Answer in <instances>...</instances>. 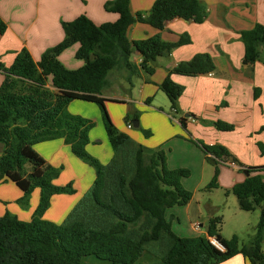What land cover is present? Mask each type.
Masks as SVG:
<instances>
[{
  "label": "trees",
  "instance_id": "obj_1",
  "mask_svg": "<svg viewBox=\"0 0 264 264\" xmlns=\"http://www.w3.org/2000/svg\"><path fill=\"white\" fill-rule=\"evenodd\" d=\"M104 8L117 13L118 20L97 25L81 15L71 22H62L64 40L45 51L40 61L36 62L26 48L17 54L11 66L0 61L4 74L0 86V181L14 182L24 192L21 199L24 204L36 188L40 189L39 204L31 221L10 213L0 217V264H88L85 259L90 256L99 260L94 264H136L147 250L165 264H221L236 255H243L251 264H264V178L259 174L264 166L243 168L249 175L231 189L241 210L261 211L249 244H241L238 235L231 239L222 237L223 219L214 216V210H210L207 236H178L167 211L192 200L193 193L182 184L190 171L170 169L165 151L148 153L143 145L119 131L102 96L114 72H123L126 81L132 84L133 54L141 57V69L151 77L158 58L168 57L175 49L191 43L188 35L174 43L164 41L160 35L130 41L128 30L133 24L139 22L157 30L176 18L202 24L209 15L207 6L200 0H156L146 16L141 13L134 16L130 0L107 1ZM6 30L7 24L0 17V34ZM242 40L243 64L260 61L264 54V25L256 24L242 32ZM77 43L80 47L75 57L85 64L68 69L59 57ZM215 71L212 57L199 53L169 70L159 88L178 114L183 87L172 80V75L197 77ZM74 100L101 107L113 149L109 163L102 164L87 151L93 123L68 111ZM137 120L136 115L133 121ZM201 122L220 131L235 129L222 121ZM144 133L151 136L150 131ZM55 139H63L72 153L96 173L88 195L61 224L43 216L55 195L73 194L75 189L72 183L55 185L61 168L48 164L34 149L36 144ZM194 142L215 165V176L208 189L217 188L219 161L240 164L223 145ZM259 147L264 154V145ZM210 237L219 240L225 251L214 247Z\"/></svg>",
  "mask_w": 264,
  "mask_h": 264
},
{
  "label": "crops",
  "instance_id": "obj_2",
  "mask_svg": "<svg viewBox=\"0 0 264 264\" xmlns=\"http://www.w3.org/2000/svg\"><path fill=\"white\" fill-rule=\"evenodd\" d=\"M107 1L111 0H0V17L7 24L6 32L0 34V61L7 67L11 66L17 54L24 48L36 62L40 61L45 51L64 40L62 22H71L81 15H86L97 25L115 22L119 15L105 10ZM155 1L130 0L132 14L148 15ZM200 1L209 10L208 18L202 24L179 18L168 21L162 30L139 22L133 24L128 30L130 41L160 35L164 41L174 43L183 35H188L191 43L175 49L168 57L159 58L156 71L149 77L148 82L147 76L141 74V57L137 53L133 54L132 66L144 79L136 99L128 95V87L122 85L123 81L126 82V74L123 72L110 75L111 84L102 95L107 100L106 103L126 102L132 104L135 109L143 105L149 106V117H140L139 127L154 130L160 136L157 139L145 140L141 135L135 134L134 140L143 145L148 153L165 151L170 169L190 171L189 177L184 178L182 184L186 190L193 193L192 200L187 205L176 206L167 211L173 231L181 237L207 236L209 219L212 217L210 210L215 211L214 216H219L218 212L222 210V206L230 204V197L233 195L230 190L244 182L248 176L243 168L264 166V154L259 147V144L264 145V54L262 53L261 60L255 64L244 65L245 47L242 40V32L251 30L256 24L264 25V0ZM79 47L78 43L74 44L60 55L59 59L68 69L75 70L85 64L75 57ZM199 53H208L212 57L216 71L197 77L172 75V80L183 87L179 99V110L183 116L176 120L178 126H174L164 111V108H171L170 101L161 96L165 93L160 90L159 85L167 77L169 70L180 62L190 61ZM3 81L4 74L0 71V86ZM131 93L133 94V90ZM147 101H150V104ZM133 108L129 109L128 105L124 113H132ZM68 111L70 112L69 106ZM201 120L226 122L234 125L235 129L230 132L220 131L203 124ZM89 137L87 151L92 156H97V159L101 158L99 151L92 146L94 144L91 132ZM194 140L225 146L241 166L229 161H219L218 187L208 189L216 168L207 160L205 153ZM105 141L109 148L107 147V155L102 159L106 161L107 157L109 161L102 163L98 159L102 164L109 163L113 156L107 134ZM39 144L40 150H35L43 155L44 159L48 156L54 161L62 153V162L65 163L67 158L71 163H78L73 158L71 147L63 139ZM45 160L49 163L50 159ZM90 174L91 171L81 179L86 181L87 187L95 180V170ZM259 174L264 178V171ZM215 190L227 192L226 202L215 199ZM65 195L69 194L55 195L52 198L51 206L45 213L46 218L55 206L63 218L69 214L79 197L66 198ZM33 210L34 207H29L28 213L13 211V214L21 220L31 221L29 217ZM222 217L224 226L225 215ZM245 219L244 216L239 219L242 229L251 227ZM196 222L202 224L201 230H196ZM136 264L165 263L147 250ZM221 264L251 263L243 255H236Z\"/></svg>",
  "mask_w": 264,
  "mask_h": 264
},
{
  "label": "rangeland",
  "instance_id": "obj_3",
  "mask_svg": "<svg viewBox=\"0 0 264 264\" xmlns=\"http://www.w3.org/2000/svg\"><path fill=\"white\" fill-rule=\"evenodd\" d=\"M141 74L149 77V75L146 74L144 71H141ZM143 83H144V79L142 78V75H140V73H138L135 70V74L132 77V84H130L127 81L126 82L123 81L122 85L125 86L126 88L128 87L129 91L127 94L132 96L134 99H136L137 96H139L138 92ZM131 90H133V94L131 93ZM161 96L164 98V100L168 101V98L166 95L161 94ZM128 105H129V109L133 108L132 104H129V103L127 104L126 102L118 101V102L106 103L107 111L114 125L119 129V131L128 134L133 140H134L135 134L141 135L145 140L157 139L160 136L158 132L156 133L154 130H146L143 127L135 128L134 124L132 123L136 115L138 116V121H140L141 119L140 117L148 118L150 114L149 106L143 105L141 107H137L136 109L133 108L132 113L127 112L125 114L124 110L126 111V108L128 107ZM69 110L71 113L84 117L85 119H88L93 123V126L90 130L91 138L94 144L92 146L97 151H99L101 158H98V159H100L102 163L109 161L107 157H106V161L102 159V157H105L107 155L108 144H107V141H105L106 133L104 129L103 113H102L101 107L96 103L86 102L82 100H74L70 103ZM157 110L163 113V111H160L161 110L160 108H157ZM164 111H165L166 116L169 118V122H171V124H173L174 126H178L177 125L178 123H176L177 122L176 120H179V118L183 116V114L181 112L179 114H176L171 108H168V109L164 108ZM128 124H132V129L128 128ZM144 131H150L151 136L147 137ZM57 140L59 139H55V141ZM51 141H54V140H51ZM43 144H48V143H43ZM39 146L40 144L36 145L34 149H38L37 151H39L40 150ZM45 157H46L45 159L47 160L50 159L48 160L49 163L53 164L57 168H61L60 176L56 180H54L55 185L66 186L69 183L73 184L75 193L69 194L68 196L65 195V197L66 198L79 197L77 200V203L74 205L75 207L82 199H84L88 195L93 185L92 183L90 184L91 185L90 187L89 186L87 187L86 181H82L81 179H83L89 171H91V174L92 172L94 173L95 169L91 167L89 164H87L86 162L75 157L74 155H73V158H75V161L78 162L76 164L71 163L70 161H68L67 158H65V163L62 162V159H63L62 153H60L54 161H52L51 157L50 158H48V156H45ZM94 157L97 158V156H94ZM213 166L215 167V165ZM80 184L81 186H79ZM226 193L227 192L223 190H215L214 197L216 200L220 202H226L228 198ZM23 196H24V192L14 182L8 179H2L0 181V217L4 216L6 213L13 214L14 213L13 211L20 212V213L24 211L25 213H28L29 207H34V210L31 214L32 216L30 215L29 217V219L32 220L34 218L35 211L39 204L40 189L36 188L32 192L27 204H24L23 202H21V199L23 198ZM230 198H231L230 200H232L230 201V204L226 206L223 205L222 210L218 212L219 216L225 215V224L224 226H222L221 235H223L225 239H231L234 235H238L240 237L241 244L247 245L250 243L254 235L253 233L254 228H252V225H254L253 227H255L256 229V226L258 225L259 220H260L261 211L260 209H257L256 211H252V212L243 211L240 209V207H238L237 197L235 195H231ZM67 202L68 201L65 202V205H67ZM74 207L72 208V210L74 209ZM57 209H58L57 206L52 207L47 218L45 217L46 214L43 216V218L44 219L46 218V220L50 219L51 221H54L55 223H64L72 210L69 212V214L66 217L64 216L65 218H63V216L61 215V212H58ZM241 216L246 217L245 222L247 224H250L251 227L243 228L244 230L240 228L239 219ZM240 229H242V232H240L241 231ZM263 249H264V243H263ZM98 262L99 260L94 256H90L85 259V263H88V264H94Z\"/></svg>",
  "mask_w": 264,
  "mask_h": 264
},
{
  "label": "built area",
  "instance_id": "obj_4",
  "mask_svg": "<svg viewBox=\"0 0 264 264\" xmlns=\"http://www.w3.org/2000/svg\"><path fill=\"white\" fill-rule=\"evenodd\" d=\"M128 128H132V124H128ZM195 228H196V230H201L202 224L200 222H196ZM209 240H210L211 244L214 247H216L218 250L225 251V246L219 240H217L215 237H210Z\"/></svg>",
  "mask_w": 264,
  "mask_h": 264
},
{
  "label": "water",
  "instance_id": "obj_5",
  "mask_svg": "<svg viewBox=\"0 0 264 264\" xmlns=\"http://www.w3.org/2000/svg\"><path fill=\"white\" fill-rule=\"evenodd\" d=\"M134 127L135 128H138L139 127V121L137 120V121H134ZM245 173L247 174V175H249V171L248 170H245Z\"/></svg>",
  "mask_w": 264,
  "mask_h": 264
}]
</instances>
